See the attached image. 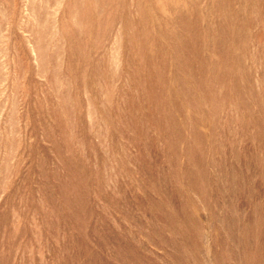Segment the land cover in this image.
Listing matches in <instances>:
<instances>
[{
  "label": "rangeland",
  "instance_id": "obj_1",
  "mask_svg": "<svg viewBox=\"0 0 264 264\" xmlns=\"http://www.w3.org/2000/svg\"><path fill=\"white\" fill-rule=\"evenodd\" d=\"M0 264H264V0H0Z\"/></svg>",
  "mask_w": 264,
  "mask_h": 264
}]
</instances>
